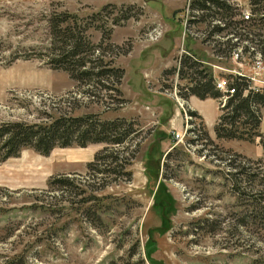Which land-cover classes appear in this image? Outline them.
Segmentation results:
<instances>
[{"label":"rangeland","instance_id":"obj_1","mask_svg":"<svg viewBox=\"0 0 264 264\" xmlns=\"http://www.w3.org/2000/svg\"><path fill=\"white\" fill-rule=\"evenodd\" d=\"M228 2L238 13L191 0H0V121L97 113L136 129L121 144L26 145L0 159V264H264L261 144L216 137L219 100L179 92L191 52L215 77L264 86V29L238 22L248 0ZM65 11L87 25L92 61L120 78L77 80L49 63L48 18ZM105 145L131 162L88 169Z\"/></svg>","mask_w":264,"mask_h":264},{"label":"trees","instance_id":"obj_2","mask_svg":"<svg viewBox=\"0 0 264 264\" xmlns=\"http://www.w3.org/2000/svg\"><path fill=\"white\" fill-rule=\"evenodd\" d=\"M248 3L251 6V13L245 18L244 14L239 12L241 17L238 22L243 28H249L246 30L249 32L252 29H264V0H248ZM190 7L202 12L219 9L229 16L238 13L231 12L233 6L228 0H191ZM204 19L205 17L200 18ZM86 26L78 23L76 13L58 12L49 17L50 42L54 49L49 63L54 67L66 69L70 76L77 80L103 77L110 71H114L116 79L120 78L121 68L111 66L103 68L95 59L92 61L90 55L95 51V44L85 33ZM221 28L216 25L217 30ZM239 37L247 40L250 36ZM201 63L200 58L192 52L182 56L177 73L180 78L185 77L187 82L186 90L180 89V94L184 98L195 95L199 98L212 97L219 100L220 112L213 125L216 137L250 141L258 138L263 155L257 161L264 171V132L260 130L264 116V86L252 87L246 75L228 73L226 75L228 86L223 91L216 87L215 76L211 70L204 65L199 68ZM112 87L120 91L118 86ZM190 112L197 115L193 110ZM135 130L132 122L122 116L102 118L97 113L65 112L41 121H0V159L16 154L20 147L26 145L45 154L54 146L72 144L85 146L96 142L121 144ZM132 156L119 158L118 153L115 154L109 145H105L95 152L93 159L89 160L86 166L97 172L113 174L120 171H117V166L121 169L126 167ZM126 171L129 173V170ZM50 181L65 186L71 184V180L63 176L52 177Z\"/></svg>","mask_w":264,"mask_h":264},{"label":"built area","instance_id":"obj_3","mask_svg":"<svg viewBox=\"0 0 264 264\" xmlns=\"http://www.w3.org/2000/svg\"><path fill=\"white\" fill-rule=\"evenodd\" d=\"M248 16H249L248 12L244 13L245 18H248ZM214 81H215V85L217 88H219L223 91L226 90V88L228 86V79L226 77H223V76L215 77ZM174 132H175V135L177 137L181 135L180 131H174Z\"/></svg>","mask_w":264,"mask_h":264}]
</instances>
